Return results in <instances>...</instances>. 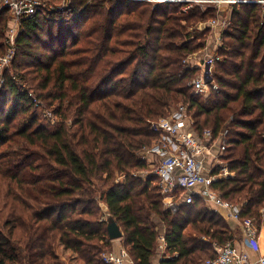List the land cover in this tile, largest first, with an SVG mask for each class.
<instances>
[{
    "label": "trees",
    "instance_id": "1",
    "mask_svg": "<svg viewBox=\"0 0 264 264\" xmlns=\"http://www.w3.org/2000/svg\"><path fill=\"white\" fill-rule=\"evenodd\" d=\"M183 5L70 0L63 16L21 21L0 84V264H57L60 247L80 264H107L112 220L134 264H153L156 216L166 226L160 264L214 258L238 230L198 197L172 214L157 175H141L143 152L159 137L154 124L182 104L197 134L211 130L217 139L228 129L221 159L234 174L212 187L242 205V220L261 221L264 4L233 7L215 65L219 90L209 96L193 91L200 67L191 57L206 48V22L218 10L195 4L183 12ZM9 20L5 9L0 54ZM31 90L56 122L40 121Z\"/></svg>",
    "mask_w": 264,
    "mask_h": 264
},
{
    "label": "built area",
    "instance_id": "2",
    "mask_svg": "<svg viewBox=\"0 0 264 264\" xmlns=\"http://www.w3.org/2000/svg\"><path fill=\"white\" fill-rule=\"evenodd\" d=\"M116 1H145V0H116ZM184 3L183 12H188L195 4H213L217 10V19H211L206 24L219 34L231 23V18L221 15L222 9L233 10L238 4H264V0H147ZM11 9L16 19L20 22L26 18L42 15L45 18L52 12L43 0H0V13L4 9ZM50 15V14H49ZM202 25V24H201ZM222 26V29H219ZM20 30V28H19ZM18 30V31H19ZM8 47L5 55L0 57L8 62L16 53V34L8 30ZM223 34V33H222ZM8 50V51H7ZM11 58V59H12ZM221 60L218 50L207 51L199 62L201 75L192 82L195 93L205 95L206 92L218 91L219 85L214 80L215 65ZM3 82V81H2ZM210 90V91H209ZM35 105L40 106V101L33 98ZM185 105L174 108L168 116L160 118L153 129L159 137L143 152L148 164H156V175L160 187L165 195L166 209L176 214L182 204H191L196 197L213 205L219 213L227 219L242 223L247 243L254 247L258 241L259 227L254 218L241 219V204L229 203L212 187L216 180L233 175L229 167L221 162V156L227 149L226 136L228 129H223L217 139H214L211 130H206L202 135L197 134L188 121V112ZM49 121L56 122L57 118L46 113ZM264 214V208L262 209ZM224 217V218H225ZM162 247L166 248L165 234L161 237ZM217 255L207 259L203 264H264V256L257 261L242 249L235 240H230L224 245L217 246ZM107 264H134L129 252L122 247L118 252L113 250L102 254ZM163 257V256H162ZM161 257V258H162Z\"/></svg>",
    "mask_w": 264,
    "mask_h": 264
},
{
    "label": "rangeland",
    "instance_id": "3",
    "mask_svg": "<svg viewBox=\"0 0 264 264\" xmlns=\"http://www.w3.org/2000/svg\"><path fill=\"white\" fill-rule=\"evenodd\" d=\"M44 2H46V4H47V7L50 9V10H52L53 12H54V14H55V17H52V15L50 14H48V16H50L51 18H53V19H56V16L58 15L57 13L59 12V13H62V16H63V10L65 9V7H67V5L69 4V2H70V0H43ZM145 2H148V3H150V4H152L153 6H155V5H157L158 4V2L157 1H147V0H145ZM213 4H203V5H201V7L203 8V9H206V8H208L209 6H212ZM5 10V9H4ZM4 10H2V12L4 11ZM7 10H8V16L10 17V20H9V24H8V27H7V36H8V33H9V31L8 30H10V32H11V30H12V33H14V34H16V35H18L19 34V28H20V25H21V22L18 20V19H16V17H15V15H14V12L11 10V9H9V8H7ZM232 13H233V10H230V9H227L226 10V12L224 13V15L225 16H227L228 18H231L232 17ZM217 17H219V15H218V13H217V15L215 16V17H211V19H217ZM210 19V20H211ZM232 19V18H231ZM89 21L90 20H88V22L87 23H89ZM202 24V23H201ZM201 24L199 23L198 24V26L200 25L201 26ZM212 31V30H211ZM211 32H210V34H209V38L211 37ZM35 39H37V38H35ZM34 39V40H35ZM39 39V38H38ZM41 40H46V38H40ZM211 39V38H210ZM7 45H6V47H5V50L7 49ZM8 51V50H7ZM4 52V51H3ZM7 53V52H6ZM5 52L4 53H2V54H6ZM2 54H0V57H2V56H4V55H2ZM15 56V55H14ZM12 57H10V60L8 61V62H4V61H2L1 59H0V84L2 83L3 84V82H2V76L4 75V73L12 66V61H13V58L11 59ZM213 71H214V75H216L218 72V70L216 69V68H214L213 69ZM201 75V68L199 69V71H198V73H197V75H196V77L194 78V80L197 78V77H199ZM27 85V84H26ZM1 86V85H0ZM25 86V85H24ZM26 88L28 87V85L27 86H25ZM210 91V90H209ZM211 92L212 91H210V92H206V96H209L210 94H211ZM203 95V94H202ZM30 96H31V98H34L35 96H36V94L31 90L30 91ZM42 102V101H41ZM41 102H40V104H41ZM208 102V101H207ZM210 103V102H209ZM11 105H12V103L10 102L9 104H8V108L7 109H9L10 107H11ZM42 105H43V103H42ZM44 106V105H43ZM35 107L37 108V109H39L40 110V112H41V115H42V118L40 119V121H43V122H45V123H48L49 122V118L46 116V113L49 111V109L48 108H46V106L45 107H38L37 105H35ZM50 113V112H49ZM51 114V113H50ZM23 116V115H22ZM51 116H52V114H51ZM53 117V116H52ZM53 118H55V117H53ZM58 120V119H57ZM188 121L190 122V123H192L191 121H192V119H190V118H188ZM53 124V123H52ZM56 124L57 123H54L53 125H52V127H54V126H56ZM221 162H223L222 161V159L220 160ZM148 163V162H147ZM224 163V162H223ZM156 164H154V165H151L150 166V164H148V168L143 172V173H141V172H139V173H141V175L143 176V177H147L149 174H155L156 175ZM158 177V176H157ZM155 184H157L159 187H160V183H159V179L157 178V180H156V182H155ZM160 191H161V193H162V196H163V201H164V207H165V209H166V203H167V201L165 200V195L163 194V192H162V189H161V187H160ZM183 205V204H182ZM181 205V206H182ZM206 206L207 208H209L210 210H213V211H216V208H214V206L213 205H211V204H209V203H207V202H205V201H200V206ZM167 210V209H166ZM154 220H155V222H156V229H157V231H158V235H159V238H158V243H157V247H156V252H155V254H154V257H153V264H158L159 263V261H160V259H161V257L163 256H165L166 255V252H164V251H166L167 249L166 248H163L162 247V239H161V237L163 236V234H165V232H166V226H165V223L163 222V221H161L160 220V217H155L154 218ZM122 239V245H123V247H124V243H123V237L121 238ZM121 245V246H122ZM114 245H113V248H112V250L114 251V252H116V250H114ZM58 252H59V256H60V259H59V261H58V263L57 264H80L81 263V261L79 260V259H77V258H74V254L71 252V251H65V250H63V248L62 247H60L58 250H57Z\"/></svg>",
    "mask_w": 264,
    "mask_h": 264
},
{
    "label": "crops",
    "instance_id": "4",
    "mask_svg": "<svg viewBox=\"0 0 264 264\" xmlns=\"http://www.w3.org/2000/svg\"><path fill=\"white\" fill-rule=\"evenodd\" d=\"M222 11L223 12H221V15L223 16L224 13L226 12V10L222 9ZM214 29L215 30L211 31V34H212L210 37L211 39L209 38L206 48H204L201 52L194 54L191 57L192 62L196 66H199V62L204 57V55L207 51H214V50L219 51V48L222 45V33H223L224 29L222 30V32L220 34H219L217 28H214ZM219 29H222V26H220ZM104 209L106 211L107 208L105 207ZM216 211H217V209H216ZM225 219L229 222L232 229L238 230V233L236 234V237L234 239L235 242H237L242 249L247 251L253 260L257 261L261 256H264V214H263L261 221L258 223L259 235H258L257 244L254 247H250L248 245L242 223H239L236 220H233L230 218L227 219L226 217H225ZM121 242H122L121 238L113 240V245L115 246L114 250H116L117 252L123 247ZM164 252H166V251H164ZM161 259H160L158 264L161 263Z\"/></svg>",
    "mask_w": 264,
    "mask_h": 264
},
{
    "label": "water",
    "instance_id": "5",
    "mask_svg": "<svg viewBox=\"0 0 264 264\" xmlns=\"http://www.w3.org/2000/svg\"><path fill=\"white\" fill-rule=\"evenodd\" d=\"M108 234L112 240L119 239V238L123 237V231H122L121 227L119 226V224L115 220H112L108 224Z\"/></svg>",
    "mask_w": 264,
    "mask_h": 264
}]
</instances>
